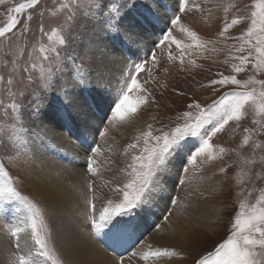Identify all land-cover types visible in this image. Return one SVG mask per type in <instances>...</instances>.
Listing matches in <instances>:
<instances>
[{
  "label": "rangeland",
  "instance_id": "rangeland-1",
  "mask_svg": "<svg viewBox=\"0 0 264 264\" xmlns=\"http://www.w3.org/2000/svg\"><path fill=\"white\" fill-rule=\"evenodd\" d=\"M24 2L26 0H0V27L5 26L10 12L11 15L14 14L11 10ZM98 2L102 4L99 10L95 6ZM124 3L125 0H39L37 6L20 14V23L10 36L0 38V77H3L0 80V139L5 141V144L0 147V162L5 165L13 187L40 211L43 223L39 231L47 243L49 252L48 258L36 254L38 246L31 240L27 209L23 204L14 202L13 210L9 211L6 217L0 218V238L5 237L9 245L8 264H21L20 256H24L29 264H66L61 259V251L57 250L54 241L59 235L53 222L55 214L53 216L49 207L34 193L29 178L31 167L35 164V159L29 149L30 138L45 134L40 120L43 119V114H46L56 103L55 99L63 97L58 92H48L39 115H31L34 111L33 101L39 96V89H42L46 84L55 85L59 80L61 85H68L66 89L68 92V89L74 87L72 81H77L80 84V90L84 89L88 93L90 84L83 82L84 77L88 73H92L98 65L105 68L102 57L94 54L93 56L91 53L94 50L91 44L96 39V35L103 34V39L100 40L101 44L103 41L110 43L111 47L108 46V48H111L112 52H105L109 58L113 57V54L118 56L123 49L122 45L119 46V43L124 41L122 30L132 29V24H134L138 35L141 36L147 32L149 38L143 39L146 47L143 48V53L138 54L140 57L135 56L136 59L128 61L127 65L143 62L147 58L149 62L145 64L146 71L136 78L141 83L142 89H146L147 94L150 95L148 103L142 104L131 118L139 126L131 134L130 142L127 144L128 162L124 169L125 174L130 171L128 164L131 163V158L141 154L140 148L144 144V134L150 130L149 126H151L153 135H159L161 129L168 132L178 124H183L184 120L178 119V117H182L185 112L191 111L195 116L201 109L213 107L226 94L255 92L257 95L253 98L255 103L249 101L245 106L239 121H230L222 132L212 138L210 141L213 145L212 152L198 157L195 166L182 164L180 159H176L179 161L177 165L179 168L182 166L188 168L187 175L183 177L185 188L192 187L194 178L191 176H196L198 173L215 181L216 189L214 191L207 189L195 196L191 195V192L188 193L189 196L185 195L187 198H195L196 202L203 206L217 207L219 213L212 223L213 231H199L196 228H193L195 229L193 232L188 230L185 239L189 237L191 244L189 247L186 246L187 251L185 250L186 253H184L178 248H164L152 243L149 240L151 233L156 235L160 230L153 224L149 225L147 230L143 228L137 232L131 228L128 232L129 236L136 234L142 238L136 247L127 249V252L121 254L122 257L128 253L131 256L123 258L124 261L128 264H141L140 256L149 251V245H151V250L163 251L167 249L178 254L174 258L163 256L156 259L149 258L153 264H198V262L214 256L216 249L231 238L235 231V219L241 212V204L245 205L246 212H251L253 207L259 205L260 197L264 196V142L262 141L264 139V114H260L259 110L258 94L262 88L259 83H256V81H264V67L256 68L255 50L251 44L247 43V32L252 27L251 14L253 11H257L255 5L258 0H188L185 6L186 10L180 13L174 12L175 0H155V2L154 0H130L126 8H121L120 6ZM199 3L204 9L201 13L196 5ZM113 7L120 11L121 35L107 33L100 28V23H104L110 16L116 15L114 12H109V9ZM174 14L181 17L180 24L169 27L168 19ZM29 15L32 16L31 21L27 19ZM160 17H163L164 21ZM233 20H237L238 23L232 24ZM155 24L164 27L165 31H171L173 37L181 40L185 45L192 43L187 35V31L190 30L196 34L202 47L188 48L181 64L179 50L174 44H169L167 41L160 44L167 33L161 35L158 31H154ZM225 27H227V31H225ZM50 36L52 39H49ZM106 36L108 37L106 38ZM109 38L112 40L115 38L116 41H112V43L108 40ZM251 39L255 42L256 36ZM125 44L128 47L135 45ZM41 47L45 49L44 53L40 52ZM150 52H155L158 57L159 63L155 67L151 63ZM169 54L177 58L169 60ZM44 55H47L49 59L44 60ZM241 56L246 60L248 57L251 59L244 63L239 59ZM93 62H96L94 67ZM237 67H240L241 71L237 72ZM120 68L119 71L117 69V76L113 82L114 87L111 88L113 91L109 95V97L116 95L115 99H118L119 88L129 75L126 70L123 72V76L121 75L125 65ZM96 73L98 74V70ZM227 76H235L241 81V85L246 84L247 87L213 83ZM8 80H11L12 83L9 84ZM128 82L130 83V81ZM77 89L75 88L73 91L77 92ZM131 95L134 98H143L145 93L142 90H136ZM95 99L97 98L95 97ZM96 102L100 103L98 99ZM197 103L201 109L189 108V105ZM14 104L18 106V111L13 110L12 105ZM113 107L114 105L111 104L110 115L104 123L108 131L103 129L106 134H111ZM66 109L67 104L61 101V108L57 111L56 106L55 110L56 115L60 114V117H57L59 121H65L66 116L72 122L64 128V132L61 131L64 134L62 143L65 147L75 137V128L78 130L77 124L81 122L80 112L73 113L72 116L70 112H67L68 116L64 115ZM189 139L198 141L197 137ZM246 139L247 143L245 144ZM12 140H15L20 147V151L15 152L14 155L8 148V144ZM26 141L28 144L27 147H24ZM34 141L39 146L42 145L41 139L38 137ZM133 143L138 145L136 149L129 148V145ZM59 149L61 148L51 146L50 155ZM220 149H224V151L221 152ZM66 150H59L55 155L59 162H68L69 158L66 156L69 153ZM55 156L50 157L56 158ZM174 172L176 173V171ZM127 180L128 176L126 175L125 182ZM175 182L173 185L177 195L175 194L172 205L175 204V199L185 201V198L178 195V189L183 185ZM90 190L91 188L89 192ZM91 197L94 196L90 192V199ZM90 202L93 201H89V209ZM196 202L193 201L195 204ZM148 215L158 224L160 219L158 213L152 215L148 213ZM24 217L25 223L29 225L27 227L31 249L28 250L29 254L23 252L21 239H19L20 247L17 248L16 238L12 236V231L24 221ZM123 219H128V217H123ZM87 220L88 217L83 222L86 223ZM76 221L78 223H73V227L76 226L77 232L84 231V225L78 218ZM138 221L139 223L143 221L141 224L145 225V219ZM85 232H89V240H96L92 231L85 230ZM195 234L198 235V238L195 237ZM96 244L100 246L97 240ZM106 250L109 252L107 248ZM257 251L260 253L258 257L260 264H264V249L258 248ZM133 252H138L140 255L133 257Z\"/></svg>",
  "mask_w": 264,
  "mask_h": 264
},
{
  "label": "snow or ice",
  "instance_id": "snow-or-ice-1",
  "mask_svg": "<svg viewBox=\"0 0 264 264\" xmlns=\"http://www.w3.org/2000/svg\"><path fill=\"white\" fill-rule=\"evenodd\" d=\"M155 2V0H154ZM39 0H26L25 3L19 4L18 7L13 8L11 11L13 15H9L5 26L0 27V38L10 36L20 23L19 16L27 9H32L37 6ZM130 3V0H125L121 8H126ZM188 0H175V13L184 12L185 6ZM96 8L99 10L102 7L101 3H97ZM194 7H196L194 5ZM257 11L252 12V27L247 32V43L252 45V48L256 53L257 69L264 67V0H258L255 5ZM109 12H114L116 15L110 16L106 22L100 23V28L112 34H120L121 27L119 24L120 11L113 7L109 9ZM103 15V13H101ZM29 21L32 20V16L27 17ZM181 17L179 15H173L168 19L169 27L180 24ZM237 20H233L232 24H237ZM225 27V31H227ZM41 31L43 29L41 28ZM187 35L192 41L191 44L185 45L181 40L173 37L171 31L167 32V35L160 41L162 45L165 41L169 44H174L176 49L179 50V59L181 64L183 63L184 54L190 47H202L199 44L198 37L190 30L187 31ZM256 36L255 42L252 41V37ZM123 40L129 44H138V34L132 31H124ZM49 39H52L50 36ZM63 43V40H61ZM242 51V49H241ZM40 52L44 53L45 49L40 48ZM59 55V53H57ZM151 63L155 67L159 61L155 52H150ZM177 57L169 54V60H175ZM44 60H48L47 55L43 56ZM239 59L247 63L251 57L247 60L244 57ZM149 61L147 58L143 62L134 63L132 65H125L122 69L121 75L126 70L128 77L125 83L119 88V97L112 101V119L126 121L130 120L136 113L138 108L142 104H147L149 95L146 89H142L141 83L137 80V76L146 71L145 64ZM106 68V66H105ZM27 71V69H25ZM236 71H241L240 67L236 68ZM3 77H0L2 80ZM130 81V83L128 82ZM83 82L85 84L92 83V73H88ZM11 84L12 81L8 80ZM214 84H231L237 87H247V85H241V81L235 76L223 77L218 81H214ZM261 85L262 90L259 92V110L260 114H264V81H256ZM96 87H104L103 70L100 71L98 77L95 78ZM72 86L79 87L80 84L77 81H72ZM68 85H61L57 80L55 85L46 84L42 89H39V96L33 101L34 111L31 115H39L41 112L44 100L47 99V94L50 91L60 93L64 101H69L71 98L66 91ZM136 90H142L145 95L143 98H134L131 93ZM257 94L255 92H241L226 94L218 103L208 109H201V106L197 103L189 105V108L195 107L201 109L197 115H193L191 111L185 112L182 117L183 124H178L174 129L165 132L161 129L159 135H153L151 126L149 131L144 134V144L140 148L139 155H135L131 158V163L128 164L127 176L128 180L123 186H117L114 191L122 196V199L118 203H113L111 199L107 201L106 207H101L97 210L96 205L90 202V210L88 212V219L90 224V230L97 238H107L114 233H119L122 229L134 226L138 220L146 219L145 213L149 210L150 205L154 197L164 191L163 179L166 174L169 173L172 161L180 159L182 164L195 166L198 157L210 154L213 150L211 140L218 133L228 125L230 121H239L242 118L243 110L249 101H254V97ZM14 111H18L17 105H12ZM92 112L91 105H85L80 111V119L84 126L85 132L82 134L86 136L89 124L90 113ZM103 124V121H102ZM104 130L107 131V126H104ZM100 134V129H99ZM98 134V135H99ZM190 137H197V140H190ZM247 139L245 140V144ZM5 144L3 139H0V147ZM28 142H25L24 147H27ZM94 147H84V159H85V171L90 174V178H94L98 175V161L96 160V154H99L101 149L93 140ZM137 144L133 143L129 145V148L136 149ZM8 148L14 155L15 152L20 151V147L15 140H12L8 144ZM221 152L224 149H220ZM188 173L187 167H180L176 169V184L183 185L185 183L183 177ZM91 188V185H89ZM14 202L23 204L28 212L27 221L30 222L31 228V240L38 246L36 254L45 258L49 257L47 249V243L40 235V226L43 221L40 211L31 202L27 201L25 197L13 187L11 177L5 170V165L0 162V218H4L8 215L9 211L13 210ZM173 202V198L169 199V204ZM240 215L235 219V231L231 238L226 243L221 244L215 251L214 256H210L204 259L198 264H260L258 257L260 253L257 249H264V196L260 197V203L258 206L253 207L251 212H246L245 205L241 204ZM171 215V212L167 214ZM128 217V219H123ZM120 218V219H117ZM167 219V217H165ZM29 225L23 227L17 226L12 231V236L16 238L17 248L20 247L19 239L20 233L25 232ZM106 230V231H105ZM28 241H25L27 245ZM149 245V251L143 253L140 256L141 260H148L149 258L156 259L160 257H176L178 254L175 251H168L167 249L151 250ZM140 254L133 252L132 256L136 257ZM19 260L21 264H29V261L25 260L24 256H20ZM113 264H123L122 261H114Z\"/></svg>",
  "mask_w": 264,
  "mask_h": 264
},
{
  "label": "bare ground",
  "instance_id": "bare-ground-1",
  "mask_svg": "<svg viewBox=\"0 0 264 264\" xmlns=\"http://www.w3.org/2000/svg\"><path fill=\"white\" fill-rule=\"evenodd\" d=\"M196 5H198L199 13H201L203 6L200 3ZM163 17H160L162 21H164ZM132 25V29H123L122 32L132 31L136 33V28L134 27V24ZM143 34L144 35L141 36L138 35V44L129 45V47L125 44L127 42L120 39V41L123 42L119 43V46L122 45V50L124 51L121 52V50L118 56L113 54V57L110 58L105 53L112 52V49L108 48V46L111 47L109 45L110 43L103 41V44H101L100 40L103 39V34L101 33L98 35L99 37L96 35V39L91 44V46L94 47V50H92L91 53L92 55L94 54L102 57L106 68L101 65L94 68L92 71V83H90L88 93L84 89L80 90L81 87H79V89H77V87H72L71 89H68V94L71 98L69 101H64V98L61 96L60 98L55 99L56 103L51 106L46 114H43V119L40 120V123L45 130V134H34L35 136L30 138L29 149L35 159V164L31 167L29 174L30 182L34 188V193L44 201L47 207H49L53 216L55 214L53 222L54 226L59 231V235L54 241L58 248L57 250L61 251V259L64 260L66 264H113L114 261H122L123 264H128L123 258L131 257L128 253L125 257L118 258V256H115L106 250V245H100V247L96 244V240H89L88 236H90V234L89 232H85V230L91 231L89 219L86 223L83 221L88 217L87 214L90 210V200L96 205L97 210L102 206L106 207L109 199H111L113 203H118L121 200V195L115 192L114 189L117 186L122 187L125 183V176L127 173H124V169L128 162L127 144L130 142L131 134L137 130V126L139 125H137L132 119L126 121L113 120L112 125H110L111 134H106L103 130V126L111 112L110 106L113 99H111L112 97H109V95L111 94V91H113L111 88L114 87L113 82L115 81V76H117V72L121 69L120 67L128 63V55L132 54L136 57H140L138 54L143 53V48L146 47L143 39L149 38L147 32H144ZM107 37L108 36H106V38ZM108 40L111 42L116 41L115 38L113 40L109 38ZM97 59L100 60L101 58ZM92 65L94 67L96 62H93ZM97 70L98 74L96 73ZM101 70H103L104 87L98 88L95 84V78L99 76ZM75 88L77 89V92L73 91ZM95 97L100 103L96 102L97 99H95ZM60 100L67 104V109L64 112V115H68L67 112H70L72 116L73 113L80 112L85 105H91L92 108V112L90 113V124L86 136L83 137L82 135L85 132V129L81 121L77 124L79 129L77 130V128H75V137L71 139L69 145L66 147L62 143L64 134L61 133V131L64 132V128L69 126L72 122L71 120H68V117L66 116L65 121H59L57 119V117H60V114L57 113L56 115L55 110L56 106L57 111L61 108ZM103 120L104 122L102 124ZM37 137L41 139L42 145L40 146L34 141ZM94 139L101 151L95 156L98 161L99 173L92 179L90 178V174L86 173L85 168L83 167V164L85 165L83 148L94 147ZM51 146L61 148L59 150L67 149L66 151L69 153V155L66 156L69 158L68 162H59L57 160L55 155L59 150L50 155ZM81 152L82 155H80ZM50 156H55L56 158ZM54 162L55 165H53ZM178 162L179 161L176 159L172 161L169 173L166 174L163 179L164 191L158 193L154 197L149 210L144 214L146 217L145 225L142 226L143 224H141L144 220L141 223L138 221L133 226V231L137 232L139 228L147 230L148 226L153 224L154 226L159 227L157 229L160 230L156 235L151 233L149 240H151L152 243L164 248H178L186 253V246L189 247L191 244L188 239L189 237L185 239L187 231L191 230L193 232L195 230L193 228H196L199 229V231L204 230L212 232V223L215 221L219 211L217 210V207L213 205L203 206L198 204L195 198L192 199L191 197H185L186 194L189 196V192H191V195L194 194L195 196V194H199L201 191L205 192L207 189H210L209 191H214L216 189V183L214 180L209 179L208 176L200 175L199 173L196 176H191L194 178L192 179L193 185L191 188H185V185H183L182 188L178 189V195L185 198V201H181L180 199L177 201V199H175L174 205L169 204V199L174 198L175 194L177 195L173 183L176 179V173L174 171L179 168L177 166ZM80 166H82V168H79ZM89 185H91L90 192L94 196L93 198L91 197V199ZM186 186L189 185L186 184ZM193 201L196 202V204L193 203ZM169 212H171L170 216L167 215ZM148 213L151 215L158 213L160 215L158 224L155 223L153 218L149 217ZM165 216L167 219L164 218ZM76 218H78L82 225H84V231L77 232L76 226L73 227V223H78ZM25 225L24 217V221L21 222L19 226L23 227ZM27 229L25 232L20 233V239L23 242V252L29 254L28 250L30 249V245ZM195 237L198 238V235L195 234ZM26 240L28 241L27 245L25 244ZM128 247L129 244H126L121 250V252L123 251L121 254H124ZM8 252L9 245L5 240V237L2 236V238H0V264H8ZM150 260L141 261L140 259L139 262L141 264H153Z\"/></svg>",
  "mask_w": 264,
  "mask_h": 264
}]
</instances>
